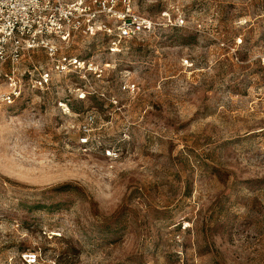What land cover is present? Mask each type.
Returning a JSON list of instances; mask_svg holds the SVG:
<instances>
[{
	"label": "rangeland",
	"instance_id": "rangeland-1",
	"mask_svg": "<svg viewBox=\"0 0 264 264\" xmlns=\"http://www.w3.org/2000/svg\"><path fill=\"white\" fill-rule=\"evenodd\" d=\"M136 8L153 28L121 52L101 34L59 50L84 81L21 59L0 104V264H264V0Z\"/></svg>",
	"mask_w": 264,
	"mask_h": 264
},
{
	"label": "built area",
	"instance_id": "built-area-1",
	"mask_svg": "<svg viewBox=\"0 0 264 264\" xmlns=\"http://www.w3.org/2000/svg\"><path fill=\"white\" fill-rule=\"evenodd\" d=\"M136 5L137 0H0V74L9 81V88L0 93V104L12 103L19 96L14 75L23 56L34 50L45 52L59 72L72 71L84 81V61L60 55L59 50L74 39L101 34L109 39V51L121 52L127 41L139 39L153 28V21L138 12ZM87 69L94 67L89 64ZM93 74L101 75L94 70ZM134 86L126 82L122 89ZM79 98H84V93ZM96 120L90 112L79 124L80 146L92 143ZM102 155L113 160L119 153L107 147ZM40 261L38 251L25 250L8 264Z\"/></svg>",
	"mask_w": 264,
	"mask_h": 264
}]
</instances>
